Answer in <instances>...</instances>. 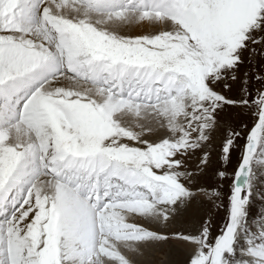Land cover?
Listing matches in <instances>:
<instances>
[{
  "label": "snow or ice",
  "instance_id": "snow-or-ice-1",
  "mask_svg": "<svg viewBox=\"0 0 264 264\" xmlns=\"http://www.w3.org/2000/svg\"><path fill=\"white\" fill-rule=\"evenodd\" d=\"M257 199L264 0H0V264H264Z\"/></svg>",
  "mask_w": 264,
  "mask_h": 264
},
{
  "label": "rangeland",
  "instance_id": "rangeland-1",
  "mask_svg": "<svg viewBox=\"0 0 264 264\" xmlns=\"http://www.w3.org/2000/svg\"><path fill=\"white\" fill-rule=\"evenodd\" d=\"M253 210H254L255 216L259 217V215L262 212H264V204L260 203L259 199H257V202L253 205ZM221 223H222V221H221ZM170 253L171 252L168 249H164L161 252H158V253L150 256L149 258L152 259L155 262V264H165L167 259L170 256ZM178 259H179V257H178Z\"/></svg>",
  "mask_w": 264,
  "mask_h": 264
},
{
  "label": "bare ground",
  "instance_id": "bare-ground-1",
  "mask_svg": "<svg viewBox=\"0 0 264 264\" xmlns=\"http://www.w3.org/2000/svg\"><path fill=\"white\" fill-rule=\"evenodd\" d=\"M176 257V258H175ZM175 258V259H174ZM178 259V257L175 255V253H173V252H171L170 253V256H169V258L167 259V261H166V263L165 264H168V261L169 260H177Z\"/></svg>",
  "mask_w": 264,
  "mask_h": 264
}]
</instances>
